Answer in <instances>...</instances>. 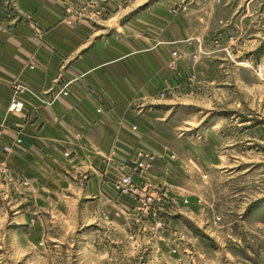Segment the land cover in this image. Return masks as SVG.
I'll list each match as a JSON object with an SVG mask.
<instances>
[{
  "label": "rangeland",
  "instance_id": "obj_1",
  "mask_svg": "<svg viewBox=\"0 0 264 264\" xmlns=\"http://www.w3.org/2000/svg\"><path fill=\"white\" fill-rule=\"evenodd\" d=\"M0 1L12 20L18 0ZM124 6L121 21L147 17L154 44L160 26L148 14L164 9L170 34L183 30L184 41L159 51L153 98L136 104L166 149L136 152L138 179L114 182L120 210L64 182L15 175L0 159V264H264V0ZM113 11L81 0L65 15L112 32ZM125 177L137 192L123 191Z\"/></svg>",
  "mask_w": 264,
  "mask_h": 264
},
{
  "label": "crops",
  "instance_id": "obj_2",
  "mask_svg": "<svg viewBox=\"0 0 264 264\" xmlns=\"http://www.w3.org/2000/svg\"><path fill=\"white\" fill-rule=\"evenodd\" d=\"M108 1L112 32L107 22L99 28L65 15L81 0H18L12 20L0 1V159L15 175L61 181L120 210L114 182L128 172L138 179L131 171L138 150L161 152L168 144L136 104L154 96L159 51L185 39L183 30L170 34L162 9L146 14L160 26L154 44L147 17L121 21L125 0ZM65 87L68 95L59 92ZM14 100L21 111L8 109ZM4 145L12 151L3 153Z\"/></svg>",
  "mask_w": 264,
  "mask_h": 264
},
{
  "label": "built area",
  "instance_id": "obj_3",
  "mask_svg": "<svg viewBox=\"0 0 264 264\" xmlns=\"http://www.w3.org/2000/svg\"><path fill=\"white\" fill-rule=\"evenodd\" d=\"M11 111H20L22 109V104L20 102L14 101L11 106L9 107ZM120 185L123 188L124 192L127 191H132V192H137L138 187H136L130 180V178L125 177L120 181Z\"/></svg>",
  "mask_w": 264,
  "mask_h": 264
}]
</instances>
